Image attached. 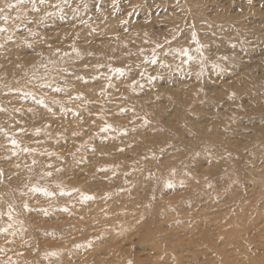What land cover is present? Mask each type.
I'll return each mask as SVG.
<instances>
[{
    "label": "rangeland",
    "instance_id": "374dc122",
    "mask_svg": "<svg viewBox=\"0 0 264 264\" xmlns=\"http://www.w3.org/2000/svg\"><path fill=\"white\" fill-rule=\"evenodd\" d=\"M0 264H264V0H0Z\"/></svg>",
    "mask_w": 264,
    "mask_h": 264
}]
</instances>
